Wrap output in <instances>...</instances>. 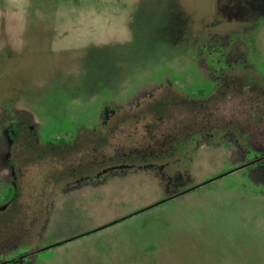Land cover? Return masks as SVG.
I'll list each match as a JSON object with an SVG mask.
<instances>
[{"label": "rangeland", "instance_id": "1", "mask_svg": "<svg viewBox=\"0 0 264 264\" xmlns=\"http://www.w3.org/2000/svg\"><path fill=\"white\" fill-rule=\"evenodd\" d=\"M0 264H264V0H0Z\"/></svg>", "mask_w": 264, "mask_h": 264}, {"label": "trees", "instance_id": "2", "mask_svg": "<svg viewBox=\"0 0 264 264\" xmlns=\"http://www.w3.org/2000/svg\"><path fill=\"white\" fill-rule=\"evenodd\" d=\"M12 191H13V188L11 187L10 190L8 191V195L7 196H9Z\"/></svg>", "mask_w": 264, "mask_h": 264}]
</instances>
